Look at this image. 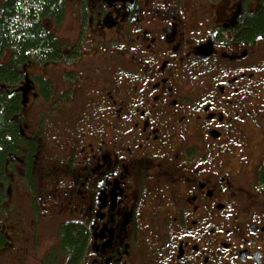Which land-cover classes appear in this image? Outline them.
I'll return each mask as SVG.
<instances>
[{
  "label": "flooded vegetation",
  "instance_id": "obj_1",
  "mask_svg": "<svg viewBox=\"0 0 264 264\" xmlns=\"http://www.w3.org/2000/svg\"><path fill=\"white\" fill-rule=\"evenodd\" d=\"M26 4L51 49L0 53V264H264L260 2Z\"/></svg>",
  "mask_w": 264,
  "mask_h": 264
},
{
  "label": "trees",
  "instance_id": "obj_2",
  "mask_svg": "<svg viewBox=\"0 0 264 264\" xmlns=\"http://www.w3.org/2000/svg\"><path fill=\"white\" fill-rule=\"evenodd\" d=\"M18 1L22 5H18ZM35 8H39V11H45V9L50 11H55L56 0H30ZM260 2L257 11L254 16L251 17L254 24L260 21L262 18L264 20V0H258ZM26 0H4L0 2V53L4 46H9L14 50L17 56L21 57L17 50L25 51L26 48L36 49V47L41 48L42 52H48L50 47V41L47 37H44L37 27L22 26L18 22L17 17H23L32 11L33 8L28 7ZM38 11V12H39ZM32 14V12H31ZM254 27V26H253ZM19 54V55H18ZM7 75V71L4 66H0V83L4 81ZM14 102L4 95H0V141L6 139L7 134H12L14 137V130L9 123V115L13 111ZM9 143V141H6ZM72 231V233H71ZM78 229L71 230L70 228H64L62 231L63 240L59 243V249L61 251L67 252V247H77L80 245V240L76 238Z\"/></svg>",
  "mask_w": 264,
  "mask_h": 264
}]
</instances>
